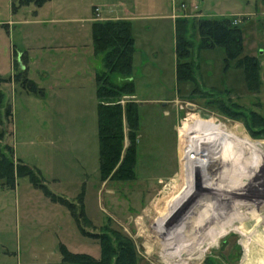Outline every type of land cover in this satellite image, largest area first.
<instances>
[{
	"label": "rangeland",
	"instance_id": "rangeland-1",
	"mask_svg": "<svg viewBox=\"0 0 264 264\" xmlns=\"http://www.w3.org/2000/svg\"><path fill=\"white\" fill-rule=\"evenodd\" d=\"M106 1L48 0L40 7L30 4L13 11L16 0H0V80H4L0 90L10 112L5 116L0 109V156L33 170L46 187L34 186L28 177L17 178L13 188L1 186L0 181V264H18L17 257H25L30 249L42 253V248L52 247L99 260L100 241L93 235L108 237L111 248L119 250L120 237L133 250L135 264H264V208L257 205L264 200V191H260L264 188V152L257 147H264V0H140L141 6L133 8L126 6L127 0L117 1L147 18L134 25L136 52L130 78L134 94L104 101L137 105L134 179L129 181L101 180L98 100L90 77L93 68L98 72L103 65L100 60H83V50L77 49L88 38L87 25H80L87 22L79 20L94 17L92 23L104 22L99 11L100 17L106 16L110 9ZM173 5L186 20V35L193 45L190 60L197 55V80L203 88L176 81L174 30L165 19ZM199 19H228L231 26H239L240 57H253L258 64V93L249 91L244 72L234 61L226 68L222 47L197 50ZM66 30H76L71 35L75 52L68 47L34 48L20 59L17 52L35 46L32 41L41 37L58 33L63 43L67 36L61 32ZM13 45L17 52L11 54ZM52 63L59 68L54 71ZM20 71L28 72L27 78L43 89L42 97L14 82V74ZM110 80L115 84L127 81L119 76ZM225 127L244 133L249 147L234 148L231 153L220 214L225 224L219 221L217 226L223 228L209 231L219 232L218 236L203 246H195V241L183 243L179 240L180 215L173 220L176 202L180 210L188 202L187 214L193 215L210 183H217L209 172L219 165V152L229 143L218 136ZM123 130L127 148L125 121ZM174 130L178 148L198 152L187 131L199 134L205 130V141L196 177L192 172L186 180L181 174L178 191L173 193L176 187L171 179L181 162L179 156L175 158ZM190 179L197 186L193 199L186 190ZM45 191L70 202L72 212L52 202ZM169 195L172 199L164 201ZM153 212L160 216L159 228L166 231L157 244L148 239L155 226Z\"/></svg>",
	"mask_w": 264,
	"mask_h": 264
},
{
	"label": "trees",
	"instance_id": "trees-1",
	"mask_svg": "<svg viewBox=\"0 0 264 264\" xmlns=\"http://www.w3.org/2000/svg\"><path fill=\"white\" fill-rule=\"evenodd\" d=\"M48 0H16L17 6L12 4L13 11L21 6L33 4L36 7L42 6ZM198 34L197 50H211L215 47H222L225 51L226 68L229 63L234 61L236 68L242 69L244 72L246 85L251 93L259 92V68L253 57H240L242 51V32L239 28L233 27L228 19L212 20L199 19L196 24ZM174 53L176 59V81L178 84L191 82L194 88L200 86L197 80L199 65L197 55L195 60L192 57L193 45L186 35V20L179 18L174 25ZM91 40L92 49L95 56H100L103 68L95 73V95L97 103V131L99 144V171L101 180L106 179L123 181L132 180L134 169V131L138 124V109L134 103H127L124 106L117 101L115 103L104 101H112L126 95L134 94V85L130 81L133 72V56L135 52V41L132 33V26L128 21H104L94 22L91 24ZM25 52L21 53L24 57ZM18 59L17 63L21 64ZM111 76H119L127 79L124 83L115 84L110 79ZM2 80V79H1ZM0 84L4 82L1 81ZM14 82L26 92L43 96L44 91L39 88L33 81L27 78L26 71H20L13 76ZM200 89V88H198ZM9 106H6L4 95L0 90V109H3L5 116H10ZM128 126L129 145L124 148V130L123 123ZM257 146V145H255ZM261 152L264 147L258 144ZM249 148V147H248ZM19 177H28L34 186L45 189L41 184L36 173L22 164L14 163L11 158L4 154L0 156V181L1 186L13 188L16 179ZM46 192V197L52 202L65 206L72 212L70 202L58 198L55 195ZM155 222L154 229L150 233L149 241L155 243L163 237L165 230L159 228L157 215L153 213ZM86 236L87 233L82 230ZM99 239L101 247V258L95 260L85 254H71L60 248L61 261L60 264H135L133 250L127 244H122L119 239L120 250L111 248L108 237L104 235H93ZM107 238V239H106ZM115 249V250H114ZM115 251L117 253H115ZM114 256V257H113ZM113 258V260H111Z\"/></svg>",
	"mask_w": 264,
	"mask_h": 264
},
{
	"label": "crops",
	"instance_id": "crops-1",
	"mask_svg": "<svg viewBox=\"0 0 264 264\" xmlns=\"http://www.w3.org/2000/svg\"><path fill=\"white\" fill-rule=\"evenodd\" d=\"M118 0H107L105 5L109 6L108 8L109 11L106 14V16L100 17V11H99V19L102 21H128L130 22L131 26H132V33H133V37H134V25L136 22H139L140 20H144L147 19L143 16H141L140 14L136 13L135 10H130L129 8H124L125 5L122 4V2L117 3ZM176 1V0H174ZM129 3V4H128ZM122 5V6H121ZM126 6L133 8V7H140V0H127L126 2ZM184 15H180L179 13H176L175 7L174 5L171 8V13L169 15L165 16V19H167V21H169L173 27L174 30V25H175V21L179 18H183ZM154 19H157L156 17H152ZM94 17H92L91 19H87V20H79L80 22H87V24H82L80 23V25H87V42L84 43L83 45H78L77 49H81L83 50V60H85V58L88 59V61L91 59L92 61L94 60L95 62H99L101 63V58L95 56L93 54V49H92V40H91V24L93 21ZM60 23H63V21L61 20ZM65 30V29H63ZM69 30L66 31H62L61 33H65V36L67 40H64L62 43V40H60L59 36L60 34H57L53 36H48V38H44L41 37L39 38V40L36 39L32 41V44L35 46H29V47H25L26 49H23L25 51L27 56H29L28 54H30L31 51H33L34 48H39L42 50H46L47 48L50 47H56L58 49H63L65 47L71 48L74 52L76 49V44L75 41L73 40V38H71L73 34L76 33V30L67 32ZM59 37V38H58ZM58 38V39H57ZM134 41H135V45H136V38L134 37ZM12 47V48H11ZM16 46H10L11 49V54L14 51L17 52ZM21 50V49H19ZM21 51H18L17 53L19 55H21V53H23ZM136 52V49H135ZM134 52V54H135ZM134 57V56H133ZM48 57H46L47 59ZM52 69L57 70L56 68L59 67H55L56 63H52ZM29 66V65H28ZM55 67V68H54ZM29 70V69H28ZM28 73V72H27ZM46 77H48V74H46V72H44ZM52 74V72H50ZM54 73V72H53ZM95 73L96 70L93 68L92 71V75L90 77V80L92 81V85L94 87V89H96V84H95ZM98 103V102H97ZM220 130V129H219ZM181 132V129H179V134ZM204 132H200L199 134H192L191 132L187 131V134L192 135V139L195 140V144L197 145V150L198 152L196 153L195 151L193 152L192 150H190L189 148H178V135H177V131L174 130L175 133V141H174V146H175V158L176 160L178 159L179 156V161L181 160V162H179L178 165V170L176 171V175L174 178L171 179V182L175 184L174 188V192L178 191V183H179V177L181 174H184L186 180H188V177L190 174H192L196 177L197 171L199 170V160L202 157L201 153L204 149ZM219 136L221 142H229L227 145L224 146V148L222 149L221 152H219V158H220V163L218 166H213L212 169L210 170L209 174L212 175V178L215 179L214 181H216L217 183H210V188L207 191V196H203L199 199V205L196 206V208L194 209L195 212L193 213V215L190 213L191 218L189 217L190 215L187 214L188 209L186 207L187 203L186 201H184L182 203V208L180 210L179 207V203L178 201L176 202V215L174 217V221L177 220V218L180 215L181 218V222L183 223V230L181 232H179V240L181 242H185V240L190 243L195 241V246L199 245V246H203L204 244H206V242L209 240V238H216L218 236V233L215 235L212 232L209 231H213L212 228H223V227H219L217 226L219 224V221L221 222L222 219L220 217V214L222 215V209H221V205L223 203V199H225V190L223 189V184H224V176L226 173V170L228 169V166L230 164V160L232 159V152L235 150L234 148H241L243 150H245L246 146V139L244 138V133H238L236 131H234V129H228L225 127V129H223ZM218 132V133H219ZM196 135V136H195ZM199 135V136H198ZM205 141V140H204ZM248 148V147H247ZM196 150V151H197ZM192 155V156H191ZM221 170V171H219ZM192 177V176H191ZM175 179V180H173ZM194 184V186H190ZM196 186V181H192V179H190L188 187H186V190L188 192H190V196L191 199L197 197L198 193H195V191H197V186ZM189 188V189H188ZM261 192L264 191V188L260 189ZM172 195V194H171ZM171 195H169V197L164 198V201L166 200H170V198L172 199ZM221 202V203H220ZM54 204V203H53ZM57 205V204H56ZM258 206H260L261 208H264V200L261 202H258L257 204ZM59 208V210L61 209V207H57ZM163 211V209H161ZM155 215H157V217H160L159 214L153 212ZM179 218V220H180ZM159 219V218H158ZM172 220V221H173ZM221 224H225L223 221L221 222ZM161 226V224H160ZM224 226V225H223ZM226 226V225H225ZM164 230V229H163ZM166 232V231H165ZM165 235V234H164ZM163 235V237H164ZM162 237V238H163ZM162 238H160L159 240H157L154 244L160 243L158 241H160ZM263 240V239H262ZM262 242V241H261ZM150 243V241H149ZM148 243V244H149ZM254 243V242H253ZM150 245V244H149ZM248 246V243L246 245V247ZM57 248V247H56ZM56 248H53L51 250H44L42 248V253H40L39 251H35L33 249H30L28 251V254L24 257V256H18V264H60L61 261V255H60V251H58Z\"/></svg>",
	"mask_w": 264,
	"mask_h": 264
}]
</instances>
